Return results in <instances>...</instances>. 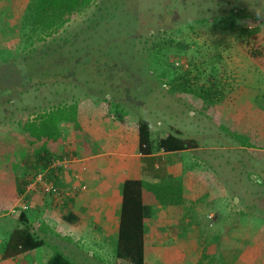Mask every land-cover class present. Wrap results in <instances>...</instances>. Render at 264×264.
<instances>
[{
	"label": "rangeland",
	"instance_id": "374dc122",
	"mask_svg": "<svg viewBox=\"0 0 264 264\" xmlns=\"http://www.w3.org/2000/svg\"><path fill=\"white\" fill-rule=\"evenodd\" d=\"M238 1L90 0L82 12L54 31L43 33L23 18L28 0H0V129L17 119L32 118L60 101L102 99L88 93L97 87L89 69L104 76L108 68L116 78L134 74L141 82L136 95L132 94L136 98L122 107L102 99L104 107L113 116L129 117L135 123L145 118L153 141L168 129H177L196 141V146L175 156L182 160L185 173L191 172L185 179L181 177L182 183L192 185L195 176L203 187H196L197 199L184 208L188 215L180 217L179 233L190 239L174 244H179L180 252L188 253L193 264H264V214L257 211L258 207L264 209V183L255 182V171L264 170V156L230 132L234 129L264 146V0H243L248 2L244 12L234 9ZM128 2L137 18L124 25L119 9ZM229 6H233L231 12ZM228 10L237 13L230 14L232 21L225 17ZM166 17L167 26L171 25L158 34L163 48L156 51L149 45L150 34ZM86 44L88 50L81 58L85 60L71 68L88 66L83 69L86 72L79 71L76 82L72 77L67 84L55 80L27 84L25 64L34 62V55H40L44 48L67 46L73 50ZM133 56L136 60H131ZM75 57L79 59L77 54ZM127 64L132 73L125 72ZM126 79L132 81L131 76L126 75ZM180 81L190 91L208 87L217 100L203 107L196 96L171 89L173 82ZM130 94V90L124 92L129 99ZM63 125L59 128L68 148V129ZM154 145L152 142L151 147ZM27 159L20 165L0 161V252L10 229L20 225L9 210L17 201L31 206V214L25 213L27 221L44 242L33 248L34 255L29 252L9 258L8 264H39L35 257L53 249L75 264H128L115 259L114 241L75 240L67 220L54 222L52 212L58 217L68 212L67 204L65 209L61 207V197L45 209L51 212L47 226L45 210L36 212L34 206L41 207L50 199L33 180L43 169H38L32 158ZM248 172L252 177H247ZM63 182L68 184L66 179ZM151 246L154 248V243ZM148 254L151 258L152 249Z\"/></svg>",
	"mask_w": 264,
	"mask_h": 264
},
{
	"label": "trees",
	"instance_id": "16d2710c",
	"mask_svg": "<svg viewBox=\"0 0 264 264\" xmlns=\"http://www.w3.org/2000/svg\"><path fill=\"white\" fill-rule=\"evenodd\" d=\"M89 3L90 0H28L24 8L23 18L26 20L25 22L29 23L32 29L47 33L49 31H54L77 13L82 12L88 7ZM247 3V1L239 0L234 9L238 12H244L248 8ZM128 4L129 2L119 9L120 12L124 14V25H126V21L136 17V10L129 7ZM229 10L231 12L233 6H229ZM229 10L225 17L232 21V16H230V14L236 15L237 13H229ZM167 20L168 18L166 17L161 22H158V25L161 27L155 25V32L153 31L150 34L152 36L149 43L151 49L156 51L162 50L163 45L162 42L160 43L158 40V34L169 29L171 24L167 26ZM252 30L254 29L250 31ZM80 41H82V39H80ZM144 41L145 39L142 40V42ZM94 43L95 41L93 40L92 45ZM88 45L89 44H86V46L81 49L75 46L73 50L67 46L44 48L40 55H34L31 60L34 62L25 64V70H29V74H27V84L43 85L46 81L51 82L52 80L67 84L71 82L72 77L76 82V80H78L77 77L81 74L79 71L86 72L83 69L88 66L84 65L80 70L71 68L75 66V63L77 64V61L85 60L81 58L88 50ZM42 49L43 47L41 50ZM76 54L79 58L77 60L75 57ZM131 60H136V58L133 56ZM36 64H39V66L34 68ZM128 66L127 64V70L125 72H128ZM67 72H69V75H66ZM89 73L92 77L91 80L97 84L96 88H90V91H88L92 97L102 98L107 101L109 99V103L112 102L113 105L120 107H122L123 103L132 102V100L136 98L132 96V94L138 91V86L141 82L134 74L126 73L116 78L108 68L103 72L104 76L98 70L95 72V70L89 69ZM126 75L132 77V81H134L133 84H130L132 82L130 79H126ZM53 77L55 78L53 79ZM79 80H82L80 81L82 84L86 82L84 79ZM76 84L77 83H75V85ZM172 88L182 91V93L184 92L196 96L203 107L205 103H213L217 100L216 96L209 92L210 89L208 87H199L197 92L190 91L189 89H185L187 88V84L184 81H180L179 83L173 82L171 89ZM129 90L131 92L130 99L124 96V92H129ZM108 92L111 94L106 98ZM60 102L52 105L50 109H43L32 118L17 119L12 121L5 128L0 129V161L2 160L11 164L20 165V163L30 157L33 159L31 160L34 161V163L36 162L37 166L39 165L38 169H44L43 167L49 165L55 158L61 157L64 153L61 143L62 135L59 128V124L62 121L70 123L72 131L75 134L74 142L77 146L81 147L80 144L82 143L80 142L83 138V132L75 119L76 101L66 104L65 102ZM136 125L138 148L140 152L148 153L153 142L149 123L145 118H138L136 120ZM220 127L224 128V126L221 125ZM231 129L232 128L228 129V131ZM230 132L233 133V136L241 143L255 148L257 155L264 156L263 145L247 136L238 134L234 129ZM154 144L156 148L162 151H171L194 147L196 146V141L191 136L181 135L177 129H168L163 135H159L154 139ZM255 173L256 184H263L264 170H256ZM251 174L252 172H248L247 177H252ZM185 196V187L180 180L171 179L169 177L153 180L145 177L124 179L121 189L119 226L117 237L113 245L115 259L128 264H144L145 249L141 238L143 228V204L149 199L155 200L159 204H179L186 198ZM257 211L264 214V209L258 207ZM14 214H16L20 225H18V227H12L8 232L7 237L2 243L0 252L1 258L20 256L29 253L33 248L41 246L44 242L43 238L36 235L35 229L27 221L26 214L23 211ZM62 216L65 220H70L71 218L70 212ZM225 230H227V227ZM44 264L75 263L60 250L53 249Z\"/></svg>",
	"mask_w": 264,
	"mask_h": 264
},
{
	"label": "crops",
	"instance_id": "0c3cea01",
	"mask_svg": "<svg viewBox=\"0 0 264 264\" xmlns=\"http://www.w3.org/2000/svg\"><path fill=\"white\" fill-rule=\"evenodd\" d=\"M75 119L83 132L81 147L74 142L75 134L70 123L62 121V125L64 124L70 131H66L69 147H65L61 134L64 153L43 167V172L48 181L58 185L63 191L64 201L61 207L64 208L67 204L65 208L71 214L70 220H67L69 222L67 228L75 240L83 238L90 242L115 241L124 179L145 177L153 180L169 177L181 181V177L185 179L184 177L191 172L185 173L182 160L175 159L176 155L179 156L180 150L162 151L154 146L150 147L148 153L140 152L135 121L125 116H113L109 109L104 107L102 99L80 98L76 102ZM64 179L67 185L64 184ZM196 184L195 176L192 185L183 183L186 198L179 204H159L152 199L143 204L141 238L145 249L144 264H193L189 262L188 253L180 252L179 244L174 243L190 239L179 233V225L182 214L188 215L184 208H189L191 206L189 202L197 199L196 187H203ZM48 197L49 203H44L41 207L34 205L37 208L36 212L42 208L44 210L49 208L58 200V197L53 195ZM43 213L47 222L49 218L47 214L50 215L51 212L47 213L45 210ZM50 216L56 219L54 222L63 221L62 215L58 217L52 212ZM187 221L189 222V219ZM48 224L50 225L47 222V226ZM152 243L155 245L154 248L151 246ZM160 243L171 244L161 246ZM149 249H152L151 258L148 254ZM32 250L30 254L34 255ZM49 254L48 251L43 252L42 260L40 259L42 257L37 255L35 257L37 263L44 264ZM9 258L13 259L16 256L0 257V264H8ZM200 260L197 259L196 263Z\"/></svg>",
	"mask_w": 264,
	"mask_h": 264
},
{
	"label": "built area",
	"instance_id": "2783aa9c",
	"mask_svg": "<svg viewBox=\"0 0 264 264\" xmlns=\"http://www.w3.org/2000/svg\"><path fill=\"white\" fill-rule=\"evenodd\" d=\"M60 160L61 159H58V161ZM33 180L39 184V188L42 193L47 195H53L54 197H61V198L63 197L62 189L58 185H55L54 183L47 181L43 171L36 173ZM9 210L13 213L23 211L26 214H31V206L28 205V202L26 201H17L10 207Z\"/></svg>",
	"mask_w": 264,
	"mask_h": 264
}]
</instances>
